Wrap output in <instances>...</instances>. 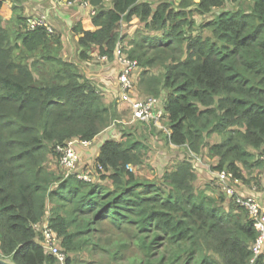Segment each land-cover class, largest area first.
<instances>
[{"label":"trees","instance_id":"trees-1","mask_svg":"<svg viewBox=\"0 0 264 264\" xmlns=\"http://www.w3.org/2000/svg\"><path fill=\"white\" fill-rule=\"evenodd\" d=\"M86 1L98 8V29H77L82 58L96 44L115 59L121 21L143 23L122 37L124 52L143 70L134 92L166 99L168 132L112 125L122 119L117 102L53 53L59 35L29 31L17 13L12 38L0 15V264H59L42 245L45 220L66 264H264L248 210L225 195L217 174L206 187L196 183L207 158L206 168L232 175V185L264 189V0ZM43 58L58 71L40 75ZM111 126L119 136L101 146L99 180L48 167L58 145ZM155 138L168 158H182L152 168L155 178L130 170L150 165Z\"/></svg>","mask_w":264,"mask_h":264},{"label":"built area","instance_id":"built-area-1","mask_svg":"<svg viewBox=\"0 0 264 264\" xmlns=\"http://www.w3.org/2000/svg\"><path fill=\"white\" fill-rule=\"evenodd\" d=\"M73 4L74 0H54L50 9L52 10L59 6H71ZM49 14L50 10H46L38 15L27 17V29L29 31H34L38 28H45L50 34L55 33L56 31L49 21ZM123 36L124 33L121 30V39L118 41L115 50V57L121 64L118 82L122 102L129 106L133 121L148 124L154 123L156 126H159L163 120L162 118H164L166 114L164 111L166 102L163 103V99L152 96L143 98L133 97V92L135 90L134 73L139 66L137 61L130 59L124 53L125 46L122 40ZM103 58L105 59L107 57L103 56ZM165 131L168 132L167 129ZM93 140H81L76 138L56 147V152L59 154L58 162L63 168L62 170L65 172L66 177L73 174L79 179H84L86 181L95 180L93 172L89 170L86 173H82V170H80L81 150L84 147H88ZM128 168L134 170L133 165H129ZM216 174L218 175V184L225 195L234 199L237 204L245 207L255 221V227L260 233L253 245V252L256 258L264 251V201H260L256 195L241 193L236 187L237 185H232V175L227 174L224 170L216 172ZM237 183H239V181H237ZM253 190L257 191L256 187H253ZM37 228L42 232V245L57 257L59 264H66L68 254L60 246L59 238L56 232L50 227L48 220H45L42 225L40 224ZM1 256L2 253L0 251V257Z\"/></svg>","mask_w":264,"mask_h":264},{"label":"crops","instance_id":"crops-1","mask_svg":"<svg viewBox=\"0 0 264 264\" xmlns=\"http://www.w3.org/2000/svg\"><path fill=\"white\" fill-rule=\"evenodd\" d=\"M30 1L32 3L29 5H27L26 3V6L23 12L21 13H24L25 16L29 17V16L38 15L39 13L45 12L46 10H50L49 21L54 27V29L57 31V34L60 36L59 39V41L61 42L60 47H64L65 49L70 51L69 53L66 52L65 56L70 58V60H73L74 62L81 63V65H85V68H90V74L88 73L87 75H92L91 80L93 81L94 84H96L104 92H106V98H108V95H111L115 90H118L119 89L118 75L121 71V64L117 61L116 57H114L115 59H109V58L104 59L103 56H101L100 54L99 51L100 47L97 46L96 44H92L89 47L91 50L88 52L89 57L87 59L82 58L81 56L83 48L81 49L79 45V39L83 35V33H81L77 29L83 28L84 30H93V31L98 29L93 22V16L97 13L98 10L97 6H94L93 4H91L86 0H74V4L71 6H59L58 8H54L51 10L50 7L53 5L54 0H30ZM142 1L143 0H140L139 2ZM176 1L178 2L180 0H176ZM190 1L196 4L199 3L201 0H190ZM17 2H20V0H17ZM112 4H113L112 0H106L104 5L106 7H111ZM230 4L233 5L234 4L233 1H231ZM5 5L6 3L4 0L3 8L5 7ZM8 7L9 6L6 5L7 9ZM15 12H17V10H15ZM133 18L136 17L134 16ZM197 19H200V16H197ZM121 22H123L121 23V30L124 34L126 32L128 33L129 28L131 29L143 25V23L137 18L135 19L134 23H129V20H125V19H123ZM93 61L95 62V64H92ZM141 71L143 70L140 69V67H138L135 70L134 83L137 81L139 75H141L142 73ZM159 127L161 126L160 125L157 126V128ZM118 131L119 130L116 129L115 127L107 128L101 134L97 135L88 147H84L81 150L82 157H81L80 170H87V172L90 170L91 172H93L95 176L94 179L99 180L98 174L96 173V169H97V159L99 157L101 146L103 145L106 139L115 138V137L117 138L119 136L118 134H116ZM150 142L159 143L160 140L159 138L157 140L155 138L150 140ZM173 147L174 149L179 148L175 146ZM164 154L166 155L165 159L163 160L161 158L160 160L164 162L166 165L169 164L170 162L176 161V159L182 158V157L168 158L167 154L166 153ZM164 154H162V156ZM199 164L201 165L200 171H206L210 173V171L206 168V166H204L201 163ZM107 181L109 180L108 179L105 180V182ZM237 186H239V191L241 193L247 195H256L260 201H264V189L257 191L249 190L250 188L241 182L237 183ZM263 187H264V177H263Z\"/></svg>","mask_w":264,"mask_h":264},{"label":"rangeland","instance_id":"rangeland-1","mask_svg":"<svg viewBox=\"0 0 264 264\" xmlns=\"http://www.w3.org/2000/svg\"><path fill=\"white\" fill-rule=\"evenodd\" d=\"M2 1L4 2V0H2ZM5 3L9 7L7 9L6 8V5H5L4 8L0 9V15H1V18H2V25H3V28H5V30L8 29L10 31V33L12 35V38H14L16 31H18L19 28H20V25H19V23L17 21V18H18L19 15L17 16V13L23 12V10H24V8L26 6V3H27V5H29L32 2L30 0H20V2H17V0H9V1H6L5 0ZM15 10H17V12H15ZM22 15L26 19L25 14L23 13ZM200 18H203V16L200 17ZM209 18H211V17H209ZM23 31H25L24 30V24H23ZM52 35L58 36L57 31L55 33H53ZM56 39L57 38H54V40H56ZM5 42H7V41H5ZM60 46H61V42L58 41V43L55 45V47H57V48H53L52 49L53 53H56L55 55L57 57H61L62 59L66 60V61H72L73 63H75V65L77 66L76 67L77 71H79L80 73H83V75L88 80L92 81L91 80L92 75H87L88 73L90 74V68H85V65H81V63H77V62H74L73 60H70V58H68V57L65 56V53L66 52L69 53L70 51L67 50V49H65L64 47H60ZM60 48H61V50H60ZM90 50H91L90 48H86L87 57L85 59H87L89 57L88 52ZM32 61H33V56H29L28 63L31 64ZM44 62H45L44 61V58L41 59L40 66L43 67V70H41L40 75L49 76V72L52 69H55V70L58 71V68H53L52 66H47L46 67L45 64H44ZM92 64H95V62L93 61ZM29 67L32 68L33 65H30ZM96 70H97V67H96ZM95 87H96V85H95ZM135 88H137L136 85H135ZM96 89H97V87H96ZM98 89H97V92H99V94L103 98V100H105L108 103L111 102L112 100H114V101L117 102L118 109H119V112L121 113L122 119L119 120V121H116L112 125L118 126L119 124H125L126 126H131V125H135L136 127L137 126H141L140 123L133 121V119H132V112H131L129 106L127 104H124L122 102L121 94H120L119 89L118 90H115L111 95H108V98H105L106 92H104L100 87H98ZM133 97L134 98H143V96H140V92H138V90H137V92H133ZM144 97H147V96H144ZM165 101H166V99L163 98V103H165ZM162 119L163 120L160 123L161 127H159V128H162L163 129L162 131L166 132L165 130L168 129V126L166 124L165 117L162 118ZM218 140H219V137L216 136V135L212 136V138H211V142L218 141ZM150 144L152 145L153 149H151L149 155L146 158V162L148 164H150V165H146V166H133V168L139 174H144L147 177L150 176V178H153V177L155 178L156 177V172L152 168H154V169H161L160 164H163V167L166 166V164L160 160L162 158V154H164V149L166 148V146H165V144L163 145L161 142H159V143L150 142ZM176 149L177 148H175L173 150V154H176V153L178 154L179 153V152H175ZM251 150L254 151V152H256V150H254V149H251ZM58 160H59V154L57 152H55V153L49 155V158H48V161H47V165H48V167L50 169L57 170V168H58V172H61L60 168L61 169H63V168L59 165ZM199 163H201V164H203L204 166H207V167H210L211 166V162L207 158H202L199 161ZM174 165L175 164L173 162H171V166L170 167H172ZM86 172H87V170H82V173H86ZM215 174H216V172H214V171H210V173H208L206 171H200L199 170L198 171V179H197L196 183L199 184L202 187H206V185L209 182L210 183H213V180H212L211 176H215ZM236 187L239 189V186H236Z\"/></svg>","mask_w":264,"mask_h":264},{"label":"clouds","instance_id":"clouds-1","mask_svg":"<svg viewBox=\"0 0 264 264\" xmlns=\"http://www.w3.org/2000/svg\"><path fill=\"white\" fill-rule=\"evenodd\" d=\"M30 17V16H29ZM26 19H27V16H26ZM47 31V30H46ZM56 31V30H55ZM48 32V31H47ZM102 56V55H101ZM166 102V101H165ZM165 116H166V114H165Z\"/></svg>","mask_w":264,"mask_h":264}]
</instances>
